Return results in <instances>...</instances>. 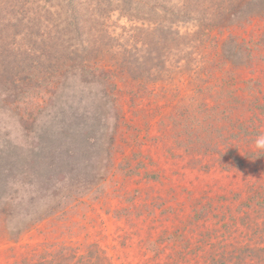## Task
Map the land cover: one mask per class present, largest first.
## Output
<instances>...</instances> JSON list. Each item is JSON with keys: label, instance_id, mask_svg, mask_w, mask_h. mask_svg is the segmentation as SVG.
Returning a JSON list of instances; mask_svg holds the SVG:
<instances>
[{"label": "trees", "instance_id": "1", "mask_svg": "<svg viewBox=\"0 0 264 264\" xmlns=\"http://www.w3.org/2000/svg\"><path fill=\"white\" fill-rule=\"evenodd\" d=\"M66 5L54 24L42 14L44 5L39 12L22 6L16 28L26 32L19 42L4 43L0 36V49L9 44L0 57L16 61V70L8 72V65L1 70L2 81L19 77L3 95L21 99L34 115L50 110L49 128L36 138L51 145L36 152L41 156L35 167L45 163L48 173L72 172L81 161L83 172L93 168L94 158L97 167L114 170L118 153H124L119 135L126 126L137 129L129 147L151 160L153 147L164 148L173 164L170 172L156 164L143 173L138 163L123 162L138 182L150 184L148 191L136 187L139 194L126 197L124 182L112 193L101 190L109 208L111 199H120L121 206L107 213L125 219L130 241L138 237L137 245L122 244L125 253L132 247L142 259L125 264H264V151L254 145L264 133V0H66ZM9 7L0 0V22L15 20ZM115 12L131 22L121 36L108 25ZM47 81L49 91L40 85ZM49 92L54 100L58 92L70 94L67 109L47 101ZM77 94L91 104L81 114L69 112ZM123 101L130 102L132 123ZM139 118L143 129L135 124ZM182 158L185 163L175 162ZM182 173L190 176L192 188H177L174 176ZM110 178L90 186L89 180L63 182L67 196L55 193L42 212H16L20 219L1 211L0 264H117L98 241L78 240L82 233L91 236L98 221L80 225L79 216L90 218L82 212L88 201L80 197ZM69 204L71 212L62 210ZM45 221L54 227L42 226Z\"/></svg>", "mask_w": 264, "mask_h": 264}, {"label": "rangeland", "instance_id": "2", "mask_svg": "<svg viewBox=\"0 0 264 264\" xmlns=\"http://www.w3.org/2000/svg\"><path fill=\"white\" fill-rule=\"evenodd\" d=\"M7 2V5H9L10 10L13 12L12 17L16 14L15 20L11 22H7L6 20H1L0 22V36H3L7 40L4 43H17L20 40V37L24 35L26 32L22 31L18 28H16L17 25H20L22 23L19 22L20 16L22 12L20 9H22V6L32 8L31 11L39 12L41 6H45L47 9L46 11L43 9L42 14L46 15L48 22L54 24L59 23V18L65 15V12L67 11V5L66 0H3ZM15 8V9H13ZM131 22L124 16H121L119 12H115L112 14L109 18L108 25L112 29V32L117 33L119 36H121L123 32V28L129 27ZM18 31H15V30ZM57 33L56 31H54ZM13 33H18L15 38V40L12 41ZM28 36L30 34H27ZM128 36V35H124ZM26 37V36H24ZM1 44V43H0ZM9 44H4L3 47H8ZM2 47V48H3ZM2 48L0 49V52L2 51ZM2 53H0L1 55ZM32 57V55H30ZM1 57H0V212L1 211H8L13 212L14 214L16 212H42L47 208V205L50 202H53L51 197L55 195V193H63V196H67V189L61 190V185L64 182V186H69L71 184L72 180H78V184L80 182H84L86 180H89L90 182H86V186H90L92 184L91 182H95L101 177H111L109 180L104 182L103 186L99 188V190L95 191H88L87 194H83V196L80 197L79 200H87L88 205L93 204L95 205L94 211H91V208H88V205L86 204L82 212H87V214L90 216L88 220H83L80 216V225H85L90 220H97L96 227L94 230L90 229V232L92 231V235L85 237V233H82L78 240L81 243H86L89 241H98L102 247H104L108 253V255L112 258V260H115L117 264L124 263L128 259H134L141 260V253H138L137 250H134L131 248H126L127 253H125V249L122 242H126V244H131L132 242L134 245H137V236H134L133 239L130 241L126 234L130 232V229L126 228L124 221L125 219L123 217L121 218H115L113 215L107 213L106 209L113 210L116 207L121 206L120 199L119 198H113L111 199V206L109 208L108 199L102 198L101 190H106L109 193L113 192V189L118 183L124 182L125 186V196L129 197L135 194L134 189L136 187L140 188V191L142 193H146L148 191V186L150 185L146 180H143L142 182H138V176L134 174L131 170L129 171V168L127 164L123 162H131V164H139L144 173V171L149 169H155L156 164L158 166L168 169L167 171H171L173 162L171 160L166 161L168 157H166L164 154L165 149L162 148L160 150H156L155 147H153V152L155 159L151 160L149 157L143 159L141 155L138 153V149L133 147H129V143L133 142V140L138 136L137 129H131L129 127H124L121 134L119 135V138L117 140V145L119 147V151H124V153H118V159L116 162H114L115 169L114 170H106V168H103V166L97 167V164L95 162V159L93 158L92 164L93 168L91 169L90 166L85 168L83 172L79 171L81 168V161L75 162L77 164L76 166H73L75 169L72 170V172H66L65 170H55V172H49V170L46 168V164H43V168L35 167L39 163L37 162L39 159V156L36 154L39 149H42L43 147L51 145L49 140H41L37 139L36 136L42 135L45 133L46 129L49 128L48 123L49 118L47 113L50 112V110H46L43 112L42 115L31 113L28 108H25V102L17 100L16 98H9L6 95H3L5 93H9L11 90L15 88L12 84H18L19 77L18 75H15L11 79L15 80L14 83L11 81L5 82V79L2 81L3 76L1 75V70L8 65V72H12V69L14 68V64L16 61H13L10 59V63H8V59H2L1 63ZM29 59V58H27ZM50 59H48L49 61ZM29 61V60H28ZM8 63V64H7ZM16 70V69H15ZM32 70V68H31ZM49 80V78H48ZM4 84V86H3ZM51 82H40V85H43V87H46L49 91L51 87ZM29 87V86H26ZM70 94L59 93L57 100L52 99L50 92L46 95L47 101H54V104L60 108L67 109L68 105L70 104V101L67 100L68 96ZM62 96V97H61ZM23 98H27V96H24ZM55 98V97H53ZM80 94H77V98L72 99V101L75 103L72 105L71 109L69 110L70 113H82L85 108H89L88 104L91 107V104L89 103V99H86L83 97L81 99ZM52 99V100H51ZM56 99V98H55ZM129 99V98H128ZM127 99V100H128ZM148 100H143L142 106L144 103H146ZM123 106L127 111V114L129 116V121L132 123L134 122L133 115L131 111H133L129 105L130 102L123 101ZM152 105L153 103H149ZM49 106V105H48ZM146 106H149L148 103H146ZM27 109V111H26ZM119 111L112 110V116L110 117L111 123L115 122V117ZM85 119V118H84ZM33 120L34 123H33ZM66 120V119H64ZM143 123L144 121L142 118H139L138 120H135V124L139 127H142L143 129ZM145 131H142V135H144ZM55 136V135H54ZM144 148H147L146 146ZM48 148L45 150L47 152ZM164 153V154H163ZM137 154V156H136ZM147 154V153H146ZM96 158L100 159L97 154ZM122 158H125L122 160ZM43 160V156H42ZM41 160V161H42ZM131 160V161H129ZM118 162V163H117ZM176 163H185L186 159L182 158L175 161ZM105 163V161H103ZM119 163H121L119 165ZM116 164V165H115ZM103 165V164H102ZM39 169V170H38ZM111 169V168H110ZM132 172V173H131ZM114 173V174H113ZM90 174H98L97 176H93ZM94 177V179H93ZM176 178V182H178L177 188L180 189L181 186L188 185L190 188H192V183H190L188 175L182 173L178 176H174ZM47 178H50V181L46 182ZM37 181H40L38 183ZM56 181H59V185H55ZM41 182H46L42 183ZM172 185L173 181L171 180ZM156 184V183H155ZM171 183H167L166 187L170 188ZM56 187L60 188V191L56 189ZM87 192V191H86ZM145 195V194H144ZM62 196V195H61ZM61 196L59 198H61ZM34 198H38L36 201V204L33 205L29 201ZM62 200V199H61ZM71 205L65 206L62 210L66 209L67 211H70ZM17 215L16 219H20V214ZM42 226H52V223L50 222H43ZM196 242V240H194ZM137 249V248H136Z\"/></svg>", "mask_w": 264, "mask_h": 264}, {"label": "clouds", "instance_id": "3", "mask_svg": "<svg viewBox=\"0 0 264 264\" xmlns=\"http://www.w3.org/2000/svg\"><path fill=\"white\" fill-rule=\"evenodd\" d=\"M254 145L257 150L264 151V133L257 135L254 140Z\"/></svg>", "mask_w": 264, "mask_h": 264}]
</instances>
